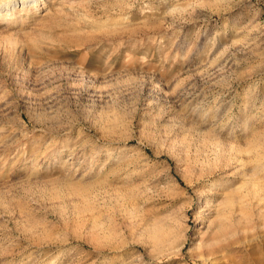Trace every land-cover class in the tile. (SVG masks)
<instances>
[{
  "label": "rangeland",
  "instance_id": "rangeland-1",
  "mask_svg": "<svg viewBox=\"0 0 264 264\" xmlns=\"http://www.w3.org/2000/svg\"><path fill=\"white\" fill-rule=\"evenodd\" d=\"M0 264H264V0L0 6Z\"/></svg>",
  "mask_w": 264,
  "mask_h": 264
},
{
  "label": "bare ground",
  "instance_id": "bare-ground-1",
  "mask_svg": "<svg viewBox=\"0 0 264 264\" xmlns=\"http://www.w3.org/2000/svg\"><path fill=\"white\" fill-rule=\"evenodd\" d=\"M37 0H10L8 2L2 3L0 6H4L7 9L15 6V3L21 4V9H25L26 5H36Z\"/></svg>",
  "mask_w": 264,
  "mask_h": 264
}]
</instances>
